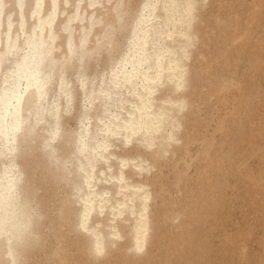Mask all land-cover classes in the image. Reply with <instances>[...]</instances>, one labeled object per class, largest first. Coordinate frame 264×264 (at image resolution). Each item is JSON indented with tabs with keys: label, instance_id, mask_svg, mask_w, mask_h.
<instances>
[{
	"label": "bare ground",
	"instance_id": "1",
	"mask_svg": "<svg viewBox=\"0 0 264 264\" xmlns=\"http://www.w3.org/2000/svg\"><path fill=\"white\" fill-rule=\"evenodd\" d=\"M53 2L0 0V264H264V0Z\"/></svg>",
	"mask_w": 264,
	"mask_h": 264
},
{
	"label": "snow or ice",
	"instance_id": "2",
	"mask_svg": "<svg viewBox=\"0 0 264 264\" xmlns=\"http://www.w3.org/2000/svg\"><path fill=\"white\" fill-rule=\"evenodd\" d=\"M65 6L67 7V0H65ZM42 7H43L42 0H36L35 11L32 13L33 18H35L40 13V10L42 9ZM21 8H22V5H21ZM52 9H53V13H55L56 12L55 0L53 2ZM78 12H79V6L77 5V15H78ZM53 21H54V15L49 16L48 17V23L51 24ZM69 23H71V21H69ZM42 26H43V24H42ZM12 27H13V25L11 23V18H9V23H8V37H9V40H11V36H12ZM66 30H68V29L66 28ZM20 32L21 33L25 32V25L23 23V20L21 21V25H20ZM25 39L27 41V36L25 37ZM9 49L11 51V44H9ZM25 60H27V57L25 58ZM2 64H3V58L0 57V65H2ZM35 72H36L37 75H42L39 65L35 68ZM7 83H8V80L6 78L5 79V84L7 85ZM81 86L82 87L84 86L83 81H82V85ZM13 87L15 88V87H17V85L14 84ZM19 94H20L19 92H14V95H16V96H19ZM100 95H104V92L101 91ZM4 102H5L4 101V97H3L2 94H0V105H3ZM2 119H3V117H2V115H0V121H2ZM137 250H141V249L138 248ZM97 252H98V254L100 253L99 246H97Z\"/></svg>",
	"mask_w": 264,
	"mask_h": 264
}]
</instances>
